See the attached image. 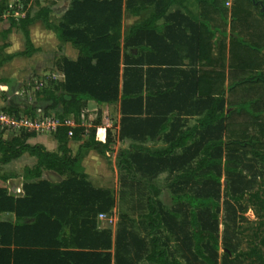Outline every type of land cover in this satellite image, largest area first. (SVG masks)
<instances>
[{"label": "trees", "instance_id": "trees-1", "mask_svg": "<svg viewBox=\"0 0 264 264\" xmlns=\"http://www.w3.org/2000/svg\"><path fill=\"white\" fill-rule=\"evenodd\" d=\"M206 1L208 10L221 14L211 26L180 8L172 11L184 5L177 0H70L58 22L51 19L49 6L35 14L27 8L0 32V67L37 51L29 30L36 21L78 51L76 59L57 58L54 65L63 79L52 74L37 80L27 101L14 96L15 87L4 93L1 110L12 117L51 118L60 125L45 132L22 127L11 138L5 134L15 130L0 127L1 165L26 153L37 160L21 173L0 174L5 184L10 178L22 181L18 193L0 185V264H112L113 259L115 264H218L224 196L233 205L246 200L259 223L247 250L236 253L228 242L223 264H264V59L256 52L264 40V0H244L230 22L224 1ZM9 11L8 0H0V20ZM124 12L147 16L124 31ZM240 23L248 29L244 37L236 31ZM15 28L25 35V49L8 54ZM251 29L257 34L249 36ZM217 33L220 51L229 38L230 56L238 55L228 70L214 58ZM4 82L9 80L0 79ZM90 102L100 106L91 122ZM119 104L117 137L107 128L101 140L98 129ZM48 132L56 151L30 143ZM117 140L127 144L117 160L118 193L96 187L82 165L92 150L113 152ZM76 141L74 151L70 143ZM157 141L166 146L149 145ZM238 151L251 153L257 165L247 166L235 155ZM46 171L52 177H44ZM160 178L171 191L169 206L153 197L162 192ZM118 202L141 210L144 236L136 231V219L122 210L115 233L102 226L100 216H111ZM189 254L199 262L190 263Z\"/></svg>", "mask_w": 264, "mask_h": 264}, {"label": "rangeland", "instance_id": "rangeland-1", "mask_svg": "<svg viewBox=\"0 0 264 264\" xmlns=\"http://www.w3.org/2000/svg\"><path fill=\"white\" fill-rule=\"evenodd\" d=\"M36 1L37 0H8L10 11L6 13L5 17L2 20H0V30H4L6 27H9L11 18H13V17L16 18V16H17V18H19L20 16H24L25 10H27V8H29L30 6H31L30 8L33 10L32 11L33 14H35L38 10H40L44 6L51 7L52 12H51L50 16H51V19L54 21L55 20L54 18L55 17L57 18V15L59 14V9L61 7H63V2H64L63 0H55V1L54 0H38V1H40V3L42 2L38 6V5H35ZM53 2H55V6H53V7H55V10H54L55 17L53 15V7H52ZM24 3H25V5L27 3L26 8L24 7ZM254 13L256 14L257 17H260L263 19V17L258 13V11H255ZM146 16H147V14H144L141 17V19H144ZM245 19H247V18H245ZM249 20H250V17H249ZM214 22L215 21H211L210 23L214 24ZM217 22H220V21H217ZM217 25H219V23ZM214 26H216V25H214ZM245 26H246L245 23H240V24H238L237 29H236V31L237 32L239 31V34L243 37H244V35H247V32H248V29L244 31ZM14 32L16 33L17 40L19 41V44H23L25 42V35L23 34V32L18 30V29L14 30ZM249 33H250L249 36H251L252 34H255V35L257 34V32L254 30L252 31V29L249 31ZM219 36H220V34L217 33L216 37L214 39L215 41L213 43L214 44V53H213L214 58L219 64H223L225 69L228 70V68L232 66L233 62H237L236 59H237L238 55L236 53H234V52H236V51H234L232 53L233 56L232 57L230 56V51H229V46L227 44V41H226L225 51H223L224 48H221V51H222L221 52L220 47H221L222 43L218 39ZM249 36H248V39H249ZM249 41L252 44H256L254 39H253V41L249 39ZM1 43H3V42L0 41V44ZM54 44H55V42L51 43V46H49L48 50L46 52H44V53H46L45 55L47 56L48 61L43 59L44 60V63H43L44 69L42 71L35 69V70H32L31 72H28V71L22 72V69H19V68L23 67V64L18 63L17 65H20V66L16 65L17 67L15 69L20 71L21 77L19 80H21V81H19V84H17V86H16L17 90H16L14 96L18 95L24 101L26 100V96L28 94L29 95L32 94V96H34V93H35L34 88H36V86H35L36 81L40 80L41 78L45 79V76L46 77L51 76L53 74V72H55L56 68H55L54 62H55V59L59 55V50L55 51ZM259 47H260V49L257 50L256 52L258 53V55L261 58L264 59V40L259 44ZM24 48H25V45L23 44L22 49H24ZM250 70H252V68ZM260 70L264 71V61L260 67ZM10 71L11 70H5L3 77H6L9 79V77L12 76L13 74H15L14 72H16V71H13V72H10ZM4 83H7V82H4ZM4 83L0 84V110L3 108V106L7 102L5 100L4 93L6 92V90H7L6 88L8 85H6ZM32 83L34 85H32ZM29 84H30V86H28ZM27 86L29 87V89L26 88ZM8 90H9V88H8ZM39 114L41 116V115H43V112H40ZM50 114H51V116L54 115L53 112ZM97 116H98V114H97V111L95 109L91 110V112L88 113V118L91 121H94L97 118ZM193 123H194V119H191L190 125H193ZM117 124H118V116L113 112L112 125L116 128ZM15 132H17V131L7 130L5 136L7 138H11V136ZM98 132H102L103 134H105V130L102 128ZM49 133L50 132H48L46 134H49ZM114 133L116 134L115 136L117 137L118 131H114ZM120 144L116 143L112 148L113 152L108 153V155H104L105 159L109 162V164L113 166L114 173H117L116 176H118V178H119V167L117 165V162H118L117 160H118V156H119V152H120V148H121ZM159 145L161 147L166 146V144H164V143H160ZM76 147H77V145H73V149ZM236 153L237 154H235V155H238L239 158L242 159L243 163L247 164V166H249L250 164H253V163L257 165V163L253 159L251 153L243 152V151H238ZM224 157L227 158L228 155H224ZM14 167H11V168H14ZM2 168H3V165L0 164V174L2 171H4V169H2ZM16 168H18V167L16 166ZM249 170H250L249 168H246L245 171L249 172V173L253 172V170H250V171ZM226 179H227V175L225 173H223L222 189H224L227 186ZM0 185H6L8 187L10 186V184H5L2 181H0ZM159 185H160L162 192L155 194L153 197L155 199L158 198V199L164 200L165 204L167 206L171 205V203H172L171 191L168 187L165 186L164 178L163 179L160 178ZM116 193H118V190L116 191ZM228 202H230V203H228ZM121 210L124 212H127V214H129L130 217L136 219V227H135L136 231L141 236H144L145 230H144L143 225L140 222L141 215H142L141 210L139 208H137L136 210L133 211L125 205H124V207H122L120 205V202H118V204H117L116 208L113 210V214L111 216H106V215L100 216V219L102 221V226L103 227H112L113 231L115 233L116 229H117V222L119 220V215H120ZM258 220L259 219L256 217L253 209L250 206H248L246 200H244L241 204L234 203V205H233L231 200L230 201L227 200L225 196L222 197V199H221V211L219 213L220 249H219V253H218L219 254L218 255V264H223V262L225 260L223 256H224L225 252L228 251V248L226 246L228 244V242L230 243V241H231V243H230L231 246L234 249L235 248L238 249V250L235 249L236 253L238 251L247 250L249 248V246L251 245V244H249V240H251L250 236H251L252 232L255 230V228L257 227V225L259 223ZM227 224L230 225L228 230H226ZM233 227H234V230H232ZM171 239H172L171 244L175 246L176 245L175 236L171 235ZM189 257L191 260L190 263L199 262V261L195 260L193 258V256H191V254H189ZM181 260H182V262H185L184 259H181ZM145 264H147V263H145ZM184 264H187V263H184ZM197 264H201V263H197ZM225 264H226V262H225Z\"/></svg>", "mask_w": 264, "mask_h": 264}, {"label": "crops", "instance_id": "crops-1", "mask_svg": "<svg viewBox=\"0 0 264 264\" xmlns=\"http://www.w3.org/2000/svg\"><path fill=\"white\" fill-rule=\"evenodd\" d=\"M55 1V0H54ZM63 7L59 9V14L57 15V18L54 15V10H55V2L52 4L53 7V15H54V21L58 22L61 17L64 15V13L69 9L70 7V0H63ZM179 2H182L184 5L183 6H176L174 5L172 11H175L176 8H180L185 15H194L199 17L200 21L203 22L204 24H208L211 26L212 24L210 23L214 19V23L216 24L217 21L221 20V14L217 13L216 11L213 10H208L207 7V1L206 0H177ZM224 1V2H223ZM223 2V3H222ZM42 3V2H41ZM40 1H36L35 5L41 4ZM224 4L229 10L228 13V20L229 22L231 21V12L235 7H237L239 4L242 5L244 3V0L236 1V0H222L219 1L218 4ZM208 6L210 7V3L208 2ZM30 6V5H29ZM31 7V6H30ZM29 7V9H31ZM188 8V9H185ZM57 9V8H56ZM33 11V10H32ZM220 14V15H219ZM141 19L139 16H134L130 14L129 12H124V18H123V30L126 31L128 30L134 23L138 22ZM206 24V25H207ZM8 28V27H6ZM230 25L227 27L228 32L230 33ZM15 29H13V32L9 35V47L6 49V53L8 54H15L17 52L23 51L22 49L23 44L25 45L26 43L24 42L23 44H19V41L17 40L16 36V31L14 32ZM30 30V35L31 39L34 43L35 48L37 49L36 52L33 53L32 56L25 57V56H18L15 57L14 59L6 62L3 66L0 67V79L3 80H9V82L4 83L7 86V90L15 87V91L13 90V93L15 94L17 90V84H19L20 79V71L15 69L18 63H22L23 67L19 68L22 69V72L28 71L31 72L32 70H40L42 71L44 68V60H47V56L45 55L49 46H51V43H54L55 51L59 50V55L57 58L60 56H65L71 59H76L78 56V51L70 44V43H61L60 40L58 39L56 33L52 30L47 29L41 21H36L32 23L29 26ZM2 30H0L1 32ZM229 41V38H228ZM227 41V44L229 46V42ZM61 47V48H60ZM44 55V56H43ZM56 58V59H57ZM44 59V60H43ZM55 59V58H54ZM55 59V60H56ZM17 65V66H16ZM12 68V69H11ZM5 70H11L10 72H14L12 76L8 78L3 77ZM53 75L55 78H58L60 80L63 79V75L61 72L55 70L53 72ZM11 80V81H10ZM1 84V83H0ZM6 90V91H7ZM100 106L96 104L95 102H90L87 108V113L91 112V110H96L98 111ZM113 112L118 116V124L116 128L112 125V120H113ZM109 119L106 122L105 125L100 127L98 131L102 129L105 130V134L102 132H98V137L101 140L105 139L106 136V129L110 128L112 129L113 133L114 131H119L120 127V119H121V112H120V104L117 106H113L110 108L109 112ZM87 121V120H86ZM88 121L89 120L88 118ZM71 125H74L73 121L71 122ZM117 129V130H116ZM116 135V134H115ZM31 144H42L44 145L48 150L50 151H56L57 150V142L54 139V137L49 133H43V134H38L36 137L30 139ZM116 143H121L119 140L116 141ZM128 143V142H127ZM163 143V141H157V142H150L149 145L151 146H156V147H161L159 144ZM80 142H71L70 147L72 150L75 151V149L79 146ZM73 145H77L76 148L73 149ZM127 144H120V146H126ZM37 163V160L35 157L29 155V154H24L20 159L13 161L9 164L3 165L4 171L1 172V175L5 176H11L16 173H21L25 167H33ZM82 165L85 169V173L88 175L89 179L91 182L96 186V187H104V188H113L116 191L119 190V178L116 176L117 173H114L113 166L109 164V162L105 159L103 154H100L96 150H92L89 152V154L83 159ZM15 166V167H14ZM16 166L18 168H16ZM14 167V168H11ZM53 173L46 171L44 173V177H52ZM16 181V182H15ZM15 182V183H14ZM6 184H10L8 187L10 191L12 192H19L22 189V181L20 178H10L6 182ZM80 257H95V256H80ZM100 257V256H98ZM104 257V256H103ZM132 257V256H131ZM89 264H105L104 261H92L89 262ZM112 264H115V261L113 259ZM138 264H142V262H138Z\"/></svg>", "mask_w": 264, "mask_h": 264}, {"label": "built area", "instance_id": "built-area-1", "mask_svg": "<svg viewBox=\"0 0 264 264\" xmlns=\"http://www.w3.org/2000/svg\"><path fill=\"white\" fill-rule=\"evenodd\" d=\"M57 125H60V122L57 119L47 118L42 121H36V120L33 121L32 119L29 118L16 119L12 117L9 113L0 110L1 128L6 126V127H11L15 131H19L22 127H24V128L37 129L39 132H45L46 130H50L51 128H56Z\"/></svg>", "mask_w": 264, "mask_h": 264}, {"label": "water", "instance_id": "water-1", "mask_svg": "<svg viewBox=\"0 0 264 264\" xmlns=\"http://www.w3.org/2000/svg\"><path fill=\"white\" fill-rule=\"evenodd\" d=\"M253 1H255V0H253ZM262 4V3H261Z\"/></svg>", "mask_w": 264, "mask_h": 264}]
</instances>
